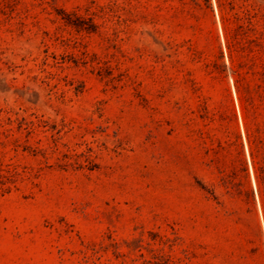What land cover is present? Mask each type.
Listing matches in <instances>:
<instances>
[{
	"label": "rangeland",
	"instance_id": "rangeland-1",
	"mask_svg": "<svg viewBox=\"0 0 264 264\" xmlns=\"http://www.w3.org/2000/svg\"><path fill=\"white\" fill-rule=\"evenodd\" d=\"M0 264H264V0H0Z\"/></svg>",
	"mask_w": 264,
	"mask_h": 264
}]
</instances>
